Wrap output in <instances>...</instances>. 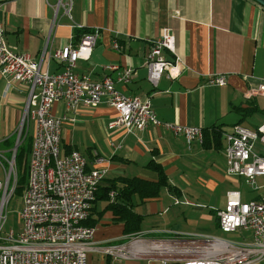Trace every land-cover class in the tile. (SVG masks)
<instances>
[{
  "label": "crops",
  "instance_id": "0c3cea01",
  "mask_svg": "<svg viewBox=\"0 0 264 264\" xmlns=\"http://www.w3.org/2000/svg\"><path fill=\"white\" fill-rule=\"evenodd\" d=\"M60 1L66 0H0V22L8 45L28 53L41 63L42 70L60 72L64 66L53 54L69 43L79 46L85 34L99 29L89 58L76 63L77 74L100 81L131 67L133 81L117 83L118 90L141 100L149 98L161 121L200 127L207 133L206 138L188 142L184 135L163 126L150 125L134 132L121 126L109 129L117 112L105 99L95 107H80L76 115L66 109L64 101L54 103V115L68 116L63 123V152L78 150L88 169L105 171L90 218L97 244L128 236L125 223L109 207L114 197L107 189L122 188L121 178L156 181L157 173L147 166L152 159L164 168L172 188L163 187L152 198L133 195L134 210L152 225L143 230L142 221L141 233L173 232L169 226L174 214L170 212L197 211L205 202L211 212L222 208L227 192L239 190L236 177L227 173L225 133L235 125L264 126V96L254 93L264 82V7L254 0H71L67 12ZM165 28L175 37V54L182 69L175 79L164 73L155 85L148 79L146 54ZM163 53L170 60L175 58L169 50ZM212 74L225 75L226 84H210ZM28 98L26 85L0 74V152L6 156L16 147ZM74 116L75 122L69 119ZM218 131L221 137L213 138ZM254 148L264 154L261 142ZM94 151L107 159L96 163ZM261 196L245 199L241 191L243 200ZM176 230L177 234H204L182 225ZM243 232V240L250 239L248 231ZM109 260L135 261H118L96 250L89 253L88 264Z\"/></svg>",
  "mask_w": 264,
  "mask_h": 264
},
{
  "label": "built area",
  "instance_id": "2783aa9c",
  "mask_svg": "<svg viewBox=\"0 0 264 264\" xmlns=\"http://www.w3.org/2000/svg\"><path fill=\"white\" fill-rule=\"evenodd\" d=\"M59 3L69 12L71 0ZM98 36L99 29H95L84 35L79 46L69 43L57 50L53 56L64 69L52 73L42 70L41 63L28 53L12 49L0 22V74L26 85L29 92L16 147L8 157L0 152L4 174V180L0 179V264H88L89 253L96 250L118 261L149 258L160 260L162 264L263 262L264 194L260 199L243 200L241 191L234 189L227 192L225 205L217 209L219 228L223 232L246 230L250 239L233 242L208 234L179 233L167 239H148L146 234L139 232L114 242L97 244L94 240L95 227L84 222L91 215L105 171L88 169L86 158L78 150L63 152V123L68 116L53 114L55 102L64 101L66 109L76 115L80 107H95L105 99L117 112L108 124L109 129L121 126L134 132L154 125L163 126L175 135H184L188 142L203 138V128L161 121L149 98L141 100L118 90L117 83L127 85L133 81V68H124L115 76L107 75L100 81L77 74L78 59L89 58ZM114 47H120L117 41ZM164 50L171 51L175 58L165 57ZM145 65L148 79L155 85L164 73L170 79L180 75L181 61L175 54V37L170 28H165L162 35L152 41ZM208 82L215 86L225 85L226 76L212 74ZM254 93L264 96V82ZM69 119L76 120L75 116ZM32 121L35 131L20 211L22 227L17 234L14 230L4 232L7 205L19 184L16 151ZM225 138L227 173L259 189L257 178L264 177V154L257 152L254 145L258 141L264 146V126L250 129L235 125L225 133ZM106 159L94 151L96 163ZM114 194L112 191V198Z\"/></svg>",
  "mask_w": 264,
  "mask_h": 264
},
{
  "label": "rangeland",
  "instance_id": "374dc122",
  "mask_svg": "<svg viewBox=\"0 0 264 264\" xmlns=\"http://www.w3.org/2000/svg\"><path fill=\"white\" fill-rule=\"evenodd\" d=\"M35 131V126L34 123L31 122L30 127H29V137H31L34 134ZM26 134V133H25ZM29 144V140H27L25 145ZM260 148V146H258ZM11 155V154H9ZM8 155V156H9ZM7 156V157H8ZM30 157V155H29ZM16 164V163H15ZM17 165V164H16ZM18 166V165H17ZM16 166L17 173L19 174L18 167ZM0 179L4 180V174H3V169L0 164ZM237 182V187L239 190H241L244 194V198H250L253 196H260L264 194V178L260 177L257 179V184L261 187L260 189H254L251 187L249 184L245 182L240 177H236ZM26 186V184H25ZM24 193V191H23ZM206 205H204V208H199L195 209L197 211H192V212H170L173 213V222L172 225L169 227H172L173 232L170 233H149L145 237L150 239V238H162V239H167L169 237H174L177 231L176 230L179 225L186 226V228L198 232L201 231L204 234H208L210 236L218 237L220 239H231L232 241L240 242L243 240V236H246V234L241 231L237 232H223L221 229H219V225L216 222V214L217 211L211 212V207L207 205V202H205ZM225 204V203H224ZM222 204V205H224ZM218 205V204H217ZM23 207V194L19 191H15L13 196L10 198L8 205H7V219L3 225V231L4 232H9L10 230H14L15 233L17 234L21 227H22V221L20 218V211L21 208ZM215 209H217V206H213ZM220 207V206H218ZM178 209H182V206H177ZM203 209V212H200V210ZM146 217L143 220L142 223V228L143 230H148L152 227L150 220L147 219ZM192 234H198V233H192ZM248 236H250V233L248 232ZM264 263V262H263ZM104 264H162L160 260H154V259H149V258H142V259H136L133 262H112L111 260L105 262Z\"/></svg>",
  "mask_w": 264,
  "mask_h": 264
},
{
  "label": "trees",
  "instance_id": "16d2710c",
  "mask_svg": "<svg viewBox=\"0 0 264 264\" xmlns=\"http://www.w3.org/2000/svg\"><path fill=\"white\" fill-rule=\"evenodd\" d=\"M212 135L213 138L217 139L221 137L220 131ZM204 138L207 137V133L203 130ZM27 140L29 144L25 145ZM33 138L29 137V134L21 141L17 151H16V165L18 167V187L17 191L23 194L25 189V184L27 183V170L29 164V155L32 150ZM71 152V151H70ZM69 153V152H67ZM148 168L155 171L158 175L156 181L144 180L141 178H121L123 186L120 189H117L115 185L107 189V193L114 191V202L110 203L109 207L113 210L114 215L118 221L125 223L124 232L126 235L136 234L141 232V223L143 221V215L134 210V205L132 202V197L134 194H137L140 198H152L156 197L160 189L163 187L172 188L168 181L167 173L160 163L152 159L148 163ZM110 197V196H108ZM96 201V200H95ZM95 203V202H94ZM90 217L84 222V224L93 226L94 222H91ZM219 225V224H218ZM168 264H181L180 262H171Z\"/></svg>",
  "mask_w": 264,
  "mask_h": 264
},
{
  "label": "water",
  "instance_id": "95a60500",
  "mask_svg": "<svg viewBox=\"0 0 264 264\" xmlns=\"http://www.w3.org/2000/svg\"><path fill=\"white\" fill-rule=\"evenodd\" d=\"M254 1H256L258 4H260V5H262L264 7V0H254Z\"/></svg>",
  "mask_w": 264,
  "mask_h": 264
}]
</instances>
